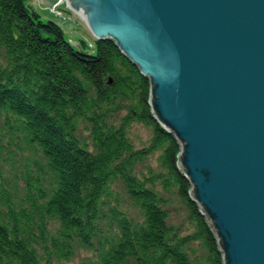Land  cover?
Returning a JSON list of instances; mask_svg holds the SVG:
<instances>
[{
    "label": "trees",
    "instance_id": "1",
    "mask_svg": "<svg viewBox=\"0 0 264 264\" xmlns=\"http://www.w3.org/2000/svg\"><path fill=\"white\" fill-rule=\"evenodd\" d=\"M26 1L0 0V150L22 158L13 181L0 169V264L78 250L95 255L83 264H223L180 144L152 115L150 80L113 40L76 48ZM135 123L151 131L145 147L130 139ZM157 153L159 169L139 171ZM174 200L190 231L172 221Z\"/></svg>",
    "mask_w": 264,
    "mask_h": 264
},
{
    "label": "water",
    "instance_id": "2",
    "mask_svg": "<svg viewBox=\"0 0 264 264\" xmlns=\"http://www.w3.org/2000/svg\"><path fill=\"white\" fill-rule=\"evenodd\" d=\"M53 2L150 80L152 115L180 144L223 264H264V0Z\"/></svg>",
    "mask_w": 264,
    "mask_h": 264
},
{
    "label": "rangeland",
    "instance_id": "3",
    "mask_svg": "<svg viewBox=\"0 0 264 264\" xmlns=\"http://www.w3.org/2000/svg\"><path fill=\"white\" fill-rule=\"evenodd\" d=\"M53 1L55 0H27L26 3L34 8V10L41 16L43 21H52L59 25L64 33L65 38L69 42L73 43L79 42L80 40H85L90 45H92L95 42V38L88 30L84 20L82 18L79 20L75 13L66 9L64 6H55L56 3ZM51 8L52 11L59 12L61 13L62 17L67 18H64V20H58L48 16ZM50 14H53V12ZM129 136L135 148H142L148 145L151 137V131L144 125L135 123L131 125ZM1 149L0 169L5 174L4 177H7L10 181H13L12 169L14 168L19 173L20 167L22 165L20 152L16 146H9L8 144H5V146H3ZM9 149H11V151H9ZM158 155L159 153L151 156L143 165L139 167V171L147 173L149 167L158 170ZM10 186L14 188V184H10ZM126 204L129 205L127 201ZM130 210L132 216H137V211L135 209L130 208ZM169 212L172 221L178 225H182L183 230L190 231L192 229V227L188 226V224L185 222V210L184 208L182 209V206L178 201H173L172 206L169 208ZM94 258V253L85 250H78L73 258H71L69 261L54 260L53 264H83L85 261Z\"/></svg>",
    "mask_w": 264,
    "mask_h": 264
}]
</instances>
